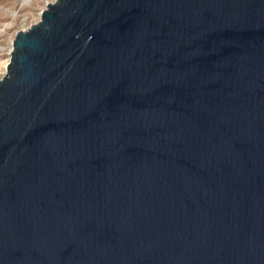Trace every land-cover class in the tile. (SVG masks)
Wrapping results in <instances>:
<instances>
[{
	"label": "water",
	"instance_id": "1",
	"mask_svg": "<svg viewBox=\"0 0 264 264\" xmlns=\"http://www.w3.org/2000/svg\"><path fill=\"white\" fill-rule=\"evenodd\" d=\"M0 264H264V0H55L18 31Z\"/></svg>",
	"mask_w": 264,
	"mask_h": 264
},
{
	"label": "rangeland",
	"instance_id": "2",
	"mask_svg": "<svg viewBox=\"0 0 264 264\" xmlns=\"http://www.w3.org/2000/svg\"><path fill=\"white\" fill-rule=\"evenodd\" d=\"M55 0H0V78L6 72L16 33L39 20L41 11Z\"/></svg>",
	"mask_w": 264,
	"mask_h": 264
}]
</instances>
